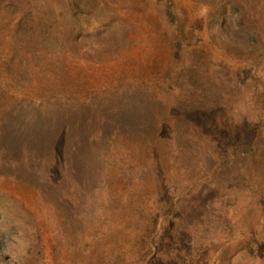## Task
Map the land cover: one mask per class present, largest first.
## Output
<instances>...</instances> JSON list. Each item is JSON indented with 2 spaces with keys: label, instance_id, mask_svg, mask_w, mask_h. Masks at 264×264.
Segmentation results:
<instances>
[{
  "label": "rangeland",
  "instance_id": "374dc122",
  "mask_svg": "<svg viewBox=\"0 0 264 264\" xmlns=\"http://www.w3.org/2000/svg\"><path fill=\"white\" fill-rule=\"evenodd\" d=\"M193 1L74 0L75 13L68 0H0L8 264H264V0H210L222 44L209 36V4ZM168 4L185 25L177 75ZM246 128L258 147L220 183L215 157ZM194 195L205 213L170 256Z\"/></svg>",
  "mask_w": 264,
  "mask_h": 264
},
{
  "label": "trees",
  "instance_id": "16d2710c",
  "mask_svg": "<svg viewBox=\"0 0 264 264\" xmlns=\"http://www.w3.org/2000/svg\"><path fill=\"white\" fill-rule=\"evenodd\" d=\"M194 8L202 10L204 4H209L207 8L206 25L209 36L219 44H222L224 37L222 32V21L219 11V6L212 3L210 0H194ZM69 6L76 13L77 5L74 0H68ZM236 11V20L241 29L253 40L255 44H260L259 34L255 29V25L250 17L249 11L239 4H233ZM165 15L168 23L173 29V34L170 39L172 59H173V74L177 75L182 65V43L186 38L185 25L180 21L175 14L172 5L168 4L165 8ZM231 42V40H230ZM13 82V81H11ZM16 88L8 90V93ZM258 147V139L253 130L246 128L241 130L234 139L227 140L223 143L221 152L215 157L217 165L216 178L218 182L227 184L231 181V166L238 162L241 158L253 153ZM172 209V208H171ZM170 209V212H172ZM177 220L173 225V238L171 242L165 244L164 248L168 255L176 256L182 246V230L190 224L198 221L205 213V205L200 196L194 195L187 197L183 206L178 209ZM252 260L256 259V251L252 250ZM0 264H8L0 256Z\"/></svg>",
  "mask_w": 264,
  "mask_h": 264
}]
</instances>
